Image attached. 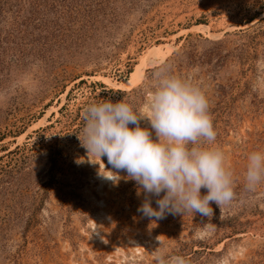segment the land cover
Instances as JSON below:
<instances>
[{"label": "rangeland", "instance_id": "obj_1", "mask_svg": "<svg viewBox=\"0 0 264 264\" xmlns=\"http://www.w3.org/2000/svg\"><path fill=\"white\" fill-rule=\"evenodd\" d=\"M162 69L204 92L233 171L211 217H144L136 182L101 178L80 140L86 105L144 112ZM256 150L264 0H0V264H155L158 237L189 264H264V184L245 187Z\"/></svg>", "mask_w": 264, "mask_h": 264}, {"label": "clouds", "instance_id": "obj_2", "mask_svg": "<svg viewBox=\"0 0 264 264\" xmlns=\"http://www.w3.org/2000/svg\"><path fill=\"white\" fill-rule=\"evenodd\" d=\"M156 79L144 112L123 100L86 105L83 139L79 137L82 146L89 162L94 163L91 156L103 161L104 170L100 165L98 172L101 178L114 184L122 178L136 182L138 195H145L138 208L144 217L159 220L189 212L211 217L213 203L221 209L236 193L225 153L212 146L217 132L209 101L199 87L167 69L158 71ZM144 120L148 126H141ZM261 184L264 150H256L247 156L245 187L255 191ZM153 197L157 207H153ZM157 239L155 264H189L182 255L168 256L164 242Z\"/></svg>", "mask_w": 264, "mask_h": 264}]
</instances>
